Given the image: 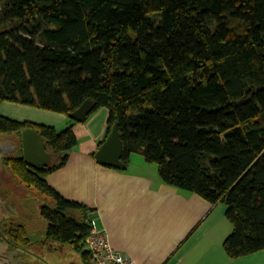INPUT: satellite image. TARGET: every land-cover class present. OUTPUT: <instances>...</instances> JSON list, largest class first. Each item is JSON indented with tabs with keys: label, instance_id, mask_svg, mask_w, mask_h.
<instances>
[{
	"label": "trees",
	"instance_id": "1",
	"mask_svg": "<svg viewBox=\"0 0 264 264\" xmlns=\"http://www.w3.org/2000/svg\"><path fill=\"white\" fill-rule=\"evenodd\" d=\"M87 99L90 115L108 111L107 135L117 124L122 162L141 154L165 185L226 206L229 259L264 249V0H0V105L71 123L57 131L0 115V134L34 129L55 158L8 164L53 202L40 211L46 240L83 264L92 263L89 209L46 178L78 146L69 115ZM4 220L9 249L23 247L24 227L7 231Z\"/></svg>",
	"mask_w": 264,
	"mask_h": 264
},
{
	"label": "crops",
	"instance_id": "2",
	"mask_svg": "<svg viewBox=\"0 0 264 264\" xmlns=\"http://www.w3.org/2000/svg\"><path fill=\"white\" fill-rule=\"evenodd\" d=\"M2 106L8 112L1 116L22 121L56 127L67 120L18 104ZM107 119L108 111L102 108L73 125L78 146L47 183L62 198L86 205L88 219L106 231L112 248L137 264H232L227 256L221 258L217 245L202 242L215 206L165 185L157 172L130 171L127 166L118 170L95 161L94 153L107 136Z\"/></svg>",
	"mask_w": 264,
	"mask_h": 264
},
{
	"label": "rangeland",
	"instance_id": "3",
	"mask_svg": "<svg viewBox=\"0 0 264 264\" xmlns=\"http://www.w3.org/2000/svg\"><path fill=\"white\" fill-rule=\"evenodd\" d=\"M3 107L1 104V115L2 113L8 112ZM8 109L10 108L8 107ZM99 111L100 109L92 113L91 117ZM4 117L16 121L23 120L19 116L9 117L8 115V117ZM70 125L69 120H66L63 124L56 126L55 129L62 131ZM3 142H15L19 147L18 150L16 149V151L2 157L0 172V197L2 200H7L10 207L8 213L4 212L5 220L1 223V227L8 231L11 227L23 226L26 232V238L28 239V242L23 247L17 246V249L20 250L18 251V259L22 264H83L80 254L71 250L66 244L46 240L47 221L41 216L40 211L42 206L53 208V202L47 196L38 193L36 189L21 182L14 176L10 169L8 161L23 155L22 149L20 151L21 142L19 133L11 132L0 134V143ZM51 157L53 159L52 161H54L55 158L52 155ZM126 166L130 171L144 172L147 169L148 174H155L157 172L156 165L145 162L141 154H131L129 163ZM214 206L212 218L209 220V222L212 221L213 225L208 224L207 235L203 238L202 242L206 245H217V248L221 252V258L227 259L222 244L230 234L232 226L225 217L226 206L222 203ZM68 216L77 219L79 214L71 209L68 211ZM197 234L198 232L194 236ZM230 260H232V264H264V249L247 256Z\"/></svg>",
	"mask_w": 264,
	"mask_h": 264
},
{
	"label": "water",
	"instance_id": "4",
	"mask_svg": "<svg viewBox=\"0 0 264 264\" xmlns=\"http://www.w3.org/2000/svg\"><path fill=\"white\" fill-rule=\"evenodd\" d=\"M94 108L92 100L87 99L81 106L69 115L71 119L78 123H82L90 115ZM21 149L23 152V160L30 167H49L52 165V157L45 150V143L43 138L36 130L26 128L20 131ZM17 147L14 142L0 143V172L1 159L3 156L16 151ZM122 145L120 140V133L117 129V124L114 123L110 132L106 136L103 143L98 147L94 153V159L97 163L103 166H109L116 169H124L126 164L121 161ZM10 210L9 202L2 200L0 197V221L4 218V212ZM0 264H11L12 255L6 254L9 243L0 229Z\"/></svg>",
	"mask_w": 264,
	"mask_h": 264
},
{
	"label": "built area",
	"instance_id": "5",
	"mask_svg": "<svg viewBox=\"0 0 264 264\" xmlns=\"http://www.w3.org/2000/svg\"><path fill=\"white\" fill-rule=\"evenodd\" d=\"M89 221L90 231L86 244L93 264H137L130 257L113 249L105 230L99 229L94 220Z\"/></svg>",
	"mask_w": 264,
	"mask_h": 264
},
{
	"label": "flooded vegetation",
	"instance_id": "6",
	"mask_svg": "<svg viewBox=\"0 0 264 264\" xmlns=\"http://www.w3.org/2000/svg\"><path fill=\"white\" fill-rule=\"evenodd\" d=\"M16 147H17V150H18L19 149L18 145ZM20 151H21V148H20ZM18 251H20V250L17 249L16 247H14L13 249H9V246H8L6 254H11L12 255V258H11L12 261H10L11 264H22L21 261L18 259V256H19V252Z\"/></svg>",
	"mask_w": 264,
	"mask_h": 264
}]
</instances>
